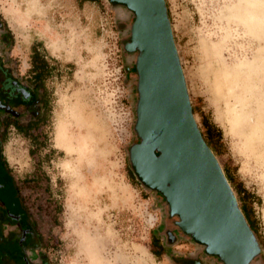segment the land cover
<instances>
[{"label":"rangeland","instance_id":"obj_1","mask_svg":"<svg viewBox=\"0 0 264 264\" xmlns=\"http://www.w3.org/2000/svg\"><path fill=\"white\" fill-rule=\"evenodd\" d=\"M164 1L194 120L206 141L201 117L220 132L208 146L259 244L252 264H264V0ZM131 20L107 0H0L4 61L23 80L33 51L48 66L42 120L24 132L5 125L17 198L47 264H218L173 228L129 166L135 53L122 41ZM237 99L245 117L234 128Z\"/></svg>","mask_w":264,"mask_h":264},{"label":"water","instance_id":"obj_2","mask_svg":"<svg viewBox=\"0 0 264 264\" xmlns=\"http://www.w3.org/2000/svg\"><path fill=\"white\" fill-rule=\"evenodd\" d=\"M132 15L122 41L135 53V141L127 148L139 183L164 202L174 229L221 264H250L259 244L193 117L164 0H107Z\"/></svg>","mask_w":264,"mask_h":264},{"label":"flooded vegetation","instance_id":"obj_3","mask_svg":"<svg viewBox=\"0 0 264 264\" xmlns=\"http://www.w3.org/2000/svg\"><path fill=\"white\" fill-rule=\"evenodd\" d=\"M10 41L7 29L0 21V264H47L37 248L36 231L19 203L1 150L6 122L9 121L8 125L16 129L19 125L27 126L26 130L29 131L42 120L46 98L42 79H32L29 71L23 80L13 72V66L4 61L3 53L10 46ZM22 117H27L24 123L20 122ZM10 190L16 204L6 196ZM30 252H34V258ZM178 263L203 264L199 256L178 258Z\"/></svg>","mask_w":264,"mask_h":264},{"label":"trees","instance_id":"obj_4","mask_svg":"<svg viewBox=\"0 0 264 264\" xmlns=\"http://www.w3.org/2000/svg\"><path fill=\"white\" fill-rule=\"evenodd\" d=\"M29 71L31 72L32 79H42L43 76L46 75L48 72V66H47L46 61L43 60V58L40 57L39 54L35 51H33L31 53V56H30ZM192 111H193V109H192ZM201 121L205 127V133H206V137H207V141L206 140H204V141L208 145L209 144L208 142L213 139V136H214L213 133H215L216 137H219L220 132H219V130H217L215 128V126L208 124V122L205 120V118L201 117ZM9 123L10 122L7 121L5 125H8ZM26 129H27V126H21V125L17 126V130H19L20 132H24ZM225 177H226V175H225ZM226 179H227V177H226ZM240 209H241V212L243 213L247 223L250 225V223L247 220L246 212L244 211L243 207L240 206Z\"/></svg>","mask_w":264,"mask_h":264},{"label":"bare ground","instance_id":"obj_5","mask_svg":"<svg viewBox=\"0 0 264 264\" xmlns=\"http://www.w3.org/2000/svg\"><path fill=\"white\" fill-rule=\"evenodd\" d=\"M250 1H253V0H250ZM246 3V2H245ZM248 3H250V2H248ZM249 6H252V5H250L249 4ZM248 6V7H249ZM251 14V13H250ZM236 101V103H235V105H234V110H235V113H234V115H236V121H234L233 123H234V128H236V125L238 124V122H240L244 117H245V115H244V113H243V111H245L244 109V101H243V99H241L240 101L237 99V100H235ZM239 103V104H238ZM238 108V109H237ZM261 109H262V107H260ZM246 110H247V108H246ZM256 111V110H255ZM257 112V111H256ZM260 112H263V111H260ZM243 121V120H242ZM255 134H257V132H254ZM253 132L251 133V132H246V138L250 141V143L251 144H253L254 145V143L252 142V141H256V138H255V134H254ZM263 154V153H262ZM263 159V158H262ZM258 166V165H257ZM261 166V165H260ZM261 171H262V169H261Z\"/></svg>","mask_w":264,"mask_h":264}]
</instances>
